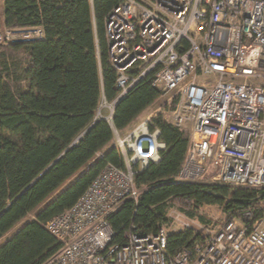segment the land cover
Wrapping results in <instances>:
<instances>
[{
  "label": "built area",
  "instance_id": "built-area-1",
  "mask_svg": "<svg viewBox=\"0 0 264 264\" xmlns=\"http://www.w3.org/2000/svg\"><path fill=\"white\" fill-rule=\"evenodd\" d=\"M44 35L41 26L0 25V45ZM106 40L117 95L108 101L102 93L96 119L110 122L123 166L108 163L44 224L60 246L41 264H264L261 193L241 216L201 222L171 207L152 233L134 222L119 230L111 224L126 201L138 205L136 173L167 149L158 116L189 131L174 181L264 187V0H120L106 18ZM146 78L160 92L157 108L122 132L114 110ZM181 231L193 236L171 253L169 239Z\"/></svg>",
  "mask_w": 264,
  "mask_h": 264
},
{
  "label": "trees",
  "instance_id": "trees-1",
  "mask_svg": "<svg viewBox=\"0 0 264 264\" xmlns=\"http://www.w3.org/2000/svg\"><path fill=\"white\" fill-rule=\"evenodd\" d=\"M3 1L0 25L13 30L41 26L45 35L0 45V239L99 155L0 246V264H41L60 246L44 224L69 209L108 163L123 166L117 147L111 146L110 122L96 119L102 93L108 101L117 95L106 18L120 0ZM159 97L150 78L142 80L117 104L113 125L126 129ZM154 125L167 149L159 163L136 173L138 205L126 201L111 217L114 229L134 222L144 233L155 232L168 222L171 207L201 222L207 221L198 213L204 205H220L226 217L241 216L258 205L259 193L264 198V187L174 181L189 131L161 116ZM192 236V231L172 234L169 251Z\"/></svg>",
  "mask_w": 264,
  "mask_h": 264
},
{
  "label": "rangeland",
  "instance_id": "rangeland-1",
  "mask_svg": "<svg viewBox=\"0 0 264 264\" xmlns=\"http://www.w3.org/2000/svg\"><path fill=\"white\" fill-rule=\"evenodd\" d=\"M3 5V0H0V6ZM0 10L1 7H0ZM157 102V101H156ZM155 104L149 106L147 109H145L140 116H138L137 119L134 120V122H132L130 124L129 127H127L126 129L121 130L122 132H127L129 131L134 125H136V123H138L141 119H143L148 113L152 112L153 110H155L156 108ZM104 113H106V111L103 110ZM111 146H114V140H112L111 142ZM97 155L91 162H89L86 166H84L81 170H79L71 179H69L63 186H61L45 203H43L41 206H39L35 211H32L27 218L22 221L21 223H19L14 229H12L9 233H7L5 236H3L0 239V246L13 234L15 233L20 227H22V225L25 223L26 220L28 219H32L36 217V214L38 213V211L44 206L46 205L50 200H52L54 197H56L66 186H68L70 183H72L75 179H77L82 173H84L88 167L90 165H92L97 159H98ZM199 182L202 183H208V182H213L207 178H203L201 179ZM177 203V202H176ZM198 213L200 215H203L207 220H214V219H223L225 218V214L224 211L221 210V206L220 205H204L202 206Z\"/></svg>",
  "mask_w": 264,
  "mask_h": 264
},
{
  "label": "crops",
  "instance_id": "crops-1",
  "mask_svg": "<svg viewBox=\"0 0 264 264\" xmlns=\"http://www.w3.org/2000/svg\"><path fill=\"white\" fill-rule=\"evenodd\" d=\"M0 7H1L2 11H3V9H4V1H3V5H2V6H0Z\"/></svg>",
  "mask_w": 264,
  "mask_h": 264
}]
</instances>
